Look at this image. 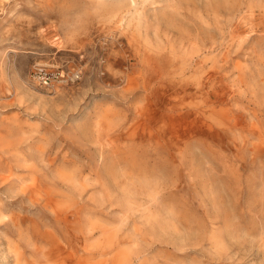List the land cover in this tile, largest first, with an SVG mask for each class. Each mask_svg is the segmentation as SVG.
Returning <instances> with one entry per match:
<instances>
[{
    "label": "rangeland",
    "instance_id": "obj_1",
    "mask_svg": "<svg viewBox=\"0 0 264 264\" xmlns=\"http://www.w3.org/2000/svg\"><path fill=\"white\" fill-rule=\"evenodd\" d=\"M171 2L0 0V264H264V0L179 1L167 21ZM145 31L189 84L174 107L203 108L212 73L197 124L126 125L157 100Z\"/></svg>",
    "mask_w": 264,
    "mask_h": 264
},
{
    "label": "bare ground",
    "instance_id": "obj_2",
    "mask_svg": "<svg viewBox=\"0 0 264 264\" xmlns=\"http://www.w3.org/2000/svg\"><path fill=\"white\" fill-rule=\"evenodd\" d=\"M179 1L188 2V0H174V2H171V4L169 5V9L171 11L169 10L170 12L168 11V13H164L163 12L164 14L162 15V19L167 20V21H173L174 20V18L176 17V14L179 13V11L177 10L179 8L178 7V2ZM214 7H215V5H214ZM176 20L177 19H175V22H176ZM141 24L142 23H141L140 20L137 21L136 30H138V31L141 30V28H142ZM138 35H140V34H138ZM142 36H144V40H146L145 43H147V44H146V46H144L145 49H143V51H142V55L143 56L141 57V62L144 64V69L145 70H144V72L139 74V77L143 80V82H150L153 79H158V81L156 82L155 87H153L154 88L153 92L156 95L157 100H155V101L149 100V102L147 101L148 102V106L147 107L145 106L146 108L144 110H142V112L138 113L139 115L135 116L132 121H130L129 123L126 124L127 126L129 125L128 128L129 129H131V128L135 129V128L141 127L142 129L148 128L149 130L150 129L152 130V127H155L157 129L155 131L156 132L158 131L160 134H162L163 129L166 128L165 126L168 124L167 122H169V124L172 123L173 126L180 127L179 120H181V119L183 120L182 117H184L185 115H188V113H189V114H191L193 116V118L190 121H188L186 124L188 126H193L192 123L196 122L195 124H197L198 123V119L202 118V115L204 116L205 113L213 112L214 111V106H215V105L214 106L211 105V103L214 102L213 99H212L213 98V94H212L211 91L205 89L206 83L212 77V73L211 72H208L203 77V79H200L201 77L197 78V76L199 75V73H198V75L196 76L197 79L194 81L195 84H196V86L194 87L195 88L194 90L200 92L201 94H203V96L207 100L206 104L204 106H202L203 108L199 107V108H195V109L190 110L191 107L190 108H176L173 105H171V100H173V98L176 97L177 95H179L181 93H185L187 91V89L189 88V87H187L189 84L187 82H183L181 80H176L175 78H172L173 75H172V77H168V75H170V73L172 71L171 69H169V67H173V59H171V57L169 56L168 53H165L164 51H162L160 49H152L151 48V44L152 43L149 42L150 39L148 40L149 35L147 34V31H145V35H142ZM58 37H55V39L59 40L60 37L59 38ZM66 38L70 39L71 38V33L68 32V34L66 35ZM55 44H56V42H55ZM203 72H204V70H203ZM74 74H76V73H74ZM151 90L148 91V93H147V94H149V96L151 95ZM203 102H205V101H203ZM175 104H177V103H175ZM165 111H167V113ZM162 123H165V124H162ZM169 126L171 127V125H169ZM207 127L211 130V125H207ZM164 131H163V133H164ZM167 137H169V135ZM164 142H166V140ZM170 146H171V144H170ZM175 147H176V144H175ZM65 168L66 167H64L63 169H65ZM137 170H138V168H137ZM143 170H144V168H143ZM143 170H141V171H143ZM129 174H130V172H129ZM146 175H148V174H146ZM136 176H138V175H136ZM61 177L64 178L72 186H75V188H79L82 185L81 179L79 178V176L77 174V171H75L73 169H68L66 171H62L61 172ZM134 177H135V175H134ZM83 185H84V182H83ZM50 201H52V198L48 202H50ZM97 216H98V214H97ZM92 219H94V218H92ZM96 222H98V221H94V220L93 221H91V220L89 221L90 229H94L95 227H98V225H100V224H98ZM99 227H101V229L104 228V232L101 231L100 234L107 240V242H111V239H109L112 236V231L110 229L111 227L109 228V226L107 227V226H103V225H100ZM48 235L49 234H47L46 232H43V233H40L37 236V238L39 240L37 238H35V237H28L27 238V243H29V244H31L33 246V252L37 256H41V257L46 258V261H47V258H48L47 255L49 253H53V252L46 251V250H44L43 247L38 246V241H44L42 239L47 240ZM36 240H38V241H36ZM13 247H14L15 253L18 254V252L20 251L19 250L20 246L14 244ZM62 250H65V249L62 248ZM32 257H35V255L32 254Z\"/></svg>",
    "mask_w": 264,
    "mask_h": 264
},
{
    "label": "built area",
    "instance_id": "obj_3",
    "mask_svg": "<svg viewBox=\"0 0 264 264\" xmlns=\"http://www.w3.org/2000/svg\"><path fill=\"white\" fill-rule=\"evenodd\" d=\"M34 76L38 81L42 82L43 85H50L54 82L55 73L53 70L43 65H37L35 67Z\"/></svg>",
    "mask_w": 264,
    "mask_h": 264
}]
</instances>
